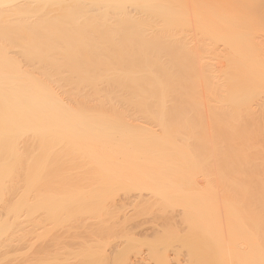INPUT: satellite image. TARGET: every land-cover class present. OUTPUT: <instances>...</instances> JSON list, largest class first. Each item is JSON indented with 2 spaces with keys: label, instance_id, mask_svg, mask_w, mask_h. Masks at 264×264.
<instances>
[{
  "label": "bare ground",
  "instance_id": "obj_1",
  "mask_svg": "<svg viewBox=\"0 0 264 264\" xmlns=\"http://www.w3.org/2000/svg\"><path fill=\"white\" fill-rule=\"evenodd\" d=\"M57 227L106 237L80 264H264V0H0V264H72Z\"/></svg>",
  "mask_w": 264,
  "mask_h": 264
},
{
  "label": "rangeland",
  "instance_id": "obj_2",
  "mask_svg": "<svg viewBox=\"0 0 264 264\" xmlns=\"http://www.w3.org/2000/svg\"><path fill=\"white\" fill-rule=\"evenodd\" d=\"M119 197V196H118ZM118 197H116V199L118 200L119 198ZM117 200L115 201V205L116 204H118V203H116L117 202ZM126 200V199H125ZM129 200H131V202H132V197L131 198H129ZM128 202H130V201H128ZM114 204V203H113ZM113 204H111V205H113ZM120 205V204H119ZM116 206H118V205H116ZM116 206H111L110 207V205H109V207L111 208V211L113 212V214H114V217L112 218V219H110V221L108 220V222H107V224H108V226L110 227V228H114L113 230H115V229H118V231L119 230H121V229H119L120 227H124L125 228V226L127 227V228H131V229H127V230H129L131 233H134L133 235V237H138V238H140L141 236H142V238L144 239V236L146 237V238H148L147 236L148 235H150L151 233H152V225L153 224H155V227L157 226L158 227V225L160 226V220H157L158 222H155L154 223V221H156L155 219H154V217L153 218H150L151 216H153V214L151 215V214H144L143 216L142 215H140V217L139 216H137L136 218H134V219H132L131 218V220H129V218H128V216H129V214H131L132 212H133V209H134V206L132 205V203H125L124 204V206L123 207H121V208H117ZM121 206V205H120ZM108 207V208H109ZM109 208V209H110ZM127 218V219H126ZM90 222H88L87 224L89 225V224H91L92 223V221L91 220H89ZM94 223V222H93ZM158 223H160V224H158ZM150 226H152V227H150ZM122 227V228H123ZM156 227V228H157ZM161 227V226H160ZM154 228V227H153ZM66 228L65 227H57L56 228V235L55 236H52V237H45L44 239H40L39 240V237L38 238H33L32 239V244H33V247H35V248H39V247H42V246H46V247H48V249H53L54 247H58V246H63V248H65L66 250H68L69 252H71L72 253V251H74V250H76V249H79V247H80V244H82L83 245V242H85V241H89V243H90V241L92 242V240H93V238H92V240H91V236L89 237V235L87 234V238L89 237L90 238V240H87V238H85V229L86 228H83V227H81L79 230H77V234L76 235H78V234H80V236H78V237H76V236H69L68 234H67V232H66V230H65ZM128 231V233L130 234V232ZM133 231V232H132ZM79 232V233H78ZM122 232V231H121ZM144 232V233H143ZM119 233V232H118ZM85 234V235H84ZM117 234V233H116ZM121 234L122 233H119V235L117 236H111L109 239V244H108V242H107V245L106 246H104V248L103 247H101L102 249H100V250H102L103 252H104V255H105V257L103 258L102 256H100L101 257V259H105V260H103L102 262H98V259L99 258H97V261H95L96 262V264H113L112 262H111V260L110 259H108V258H106V257H109L110 258V255L113 257V254L114 253H116V255H117V251H122V249H123V247L125 248V246H126V242L128 243V240L127 239H125L124 237V235H122V236H124L123 237V240H124V242H122L123 240H122V237H121ZM144 234V235H143ZM136 235V236H135ZM130 236H131V234H130ZM150 236H152V235H150ZM149 236V237H150ZM32 237H33V234H32ZM93 237V236H92ZM101 237H103V236H101ZM99 238L100 240H98L97 241V236H96V240H94L93 241V243H90V244H92L93 246H94V243H96L95 241H97V242H99V241H101V240H103L104 238H106V237H103V239L102 238ZM136 237V238H137ZM88 238V239H89ZM95 238V237H94ZM143 239H140L141 241L143 240ZM125 240H126V242H125ZM138 240V239H137ZM86 244L88 243V242H85ZM85 243H84V245H85ZM172 243V242H171ZM125 244V245H124ZM81 245V246H82ZM83 245V246H84ZM88 245V244H87ZM92 245H90V246H92ZM141 245V244H140ZM97 246H98V244H97ZM139 246V245H138ZM170 246H172L171 244H170ZM87 247V246H86ZM96 247V246H95ZM127 247V246H126ZM141 248H140V250L142 251H138L136 248L134 249H132L131 251H129V252H132L133 251V253H130V254H128L129 256H128V258L124 261V262H120L121 264H136L138 261V263L137 264H141V263H143V264H146L147 263V260L148 261H150V260H152V261H150V263L151 264H154V260L155 259H152V258H154V256H153V253H149L148 252V255L149 256H146L147 255V249L148 248H145L146 246L144 245L143 246V244L140 246ZM80 248H82V247H80ZM91 248H93V247H91ZM121 249V250H120ZM146 249V250H145ZM175 248H173V251H175L174 250ZM134 250H137V252L139 253V254H136V253H134L135 251ZM68 251H67V253H68ZM78 251V250H77ZM76 251V252H77ZM112 251H114L113 253H112ZM172 250L171 251H169V253H170V255H171V253H173L174 254V252H173ZM75 252V251H74ZM76 252H75V254H70V255H68L67 253V255L69 256L67 259L68 260H70V263L72 262V264H80V263H82L83 261H84V259L83 258H81V259H83L82 261H80V263L78 262L79 260H81L80 258H77V257H74V256H76ZM119 252H118V254H119ZM144 252H146V253H144ZM102 253V252H101ZM110 254V255H109ZM136 256H135V255ZM172 254V255H173ZM101 255V254H100ZM107 255V256H106ZM109 255V256H108ZM141 255V256H140ZM151 255V256H150ZM171 255V256H172ZM138 256H140V257H138ZM146 256V257H145ZM170 256V257H171ZM144 257V258H143ZM140 258V259H139ZM141 258H142V260L144 259V261H146V262H142V260H141ZM149 258H151V259H149ZM86 259V258H85ZM96 259V258H95ZM112 259V258H111ZM88 260V259H87ZM90 260V259H89ZM92 260V259H91ZM100 260V259H99ZM137 260V261H136ZM76 261H77V263H76ZM93 260H92V262H94ZM101 261V260H100ZM84 262H86V261H84ZM83 262V263H84ZM98 262V263H97ZM89 264H92V263H90V262H88ZM119 263V264H120ZM149 263V262H148ZM86 264V263H85Z\"/></svg>",
  "mask_w": 264,
  "mask_h": 264
}]
</instances>
